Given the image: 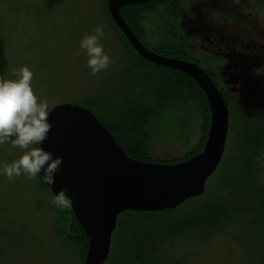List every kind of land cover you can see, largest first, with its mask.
Listing matches in <instances>:
<instances>
[{"label": "trees", "instance_id": "16d2710c", "mask_svg": "<svg viewBox=\"0 0 264 264\" xmlns=\"http://www.w3.org/2000/svg\"><path fill=\"white\" fill-rule=\"evenodd\" d=\"M190 1L151 0L124 6L120 13L152 52L203 67L187 35L178 28L183 10ZM161 10L165 19L164 30L159 40L151 44L147 37L154 35L145 28L144 21L148 15ZM109 17L128 49L125 76L107 93L81 100L82 106L97 116L126 155L135 160L177 164L202 153L212 118L205 91L189 74L155 64L141 56L110 13ZM210 77L229 107L230 126L222 160L208 178L204 193L174 209L154 212L127 210L121 213L104 264H161L175 242L183 245L201 243L230 228L240 227L253 213L264 218V190L260 185L259 163L264 154V113L246 116L217 77ZM194 131L198 132V137L190 142L183 155L163 161H156L149 155L155 145L183 139ZM37 179L40 189L53 196L50 186L42 178ZM55 232L74 248L75 260L85 264L90 237L72 208L57 209ZM181 262L177 260L173 264Z\"/></svg>", "mask_w": 264, "mask_h": 264}, {"label": "rangeland", "instance_id": "374dc122", "mask_svg": "<svg viewBox=\"0 0 264 264\" xmlns=\"http://www.w3.org/2000/svg\"><path fill=\"white\" fill-rule=\"evenodd\" d=\"M107 2L0 0V77L15 79L14 73L28 66L34 73L33 90L48 100L50 110L64 103L82 105L84 98L107 93L120 84L127 68L128 49L110 20ZM250 6L249 2L237 1L239 13L244 15ZM163 17L161 10L144 21L145 28L154 35L147 37L151 44L162 36ZM254 21L262 33L264 9H258ZM241 22L237 31H227V36L238 37L237 45L244 42L239 37L250 36L255 30L250 21ZM97 25L104 26L101 43L112 63L108 70L92 76L79 41ZM240 32L244 35L239 36ZM252 39L258 41L254 53L264 63V34L259 40ZM216 61L220 59L213 64ZM204 66L208 70V64ZM197 137L194 131L183 139L157 144L149 155L156 161L174 159L183 155ZM23 151L10 143L0 145V167L17 160ZM259 160L264 190V154ZM52 197L40 189L38 179L22 175L9 181L0 175V264H79L74 248L56 235L57 209L51 204ZM248 217L240 227L201 243L175 242L161 264L177 260L181 264H264V218L254 213Z\"/></svg>", "mask_w": 264, "mask_h": 264}, {"label": "water", "instance_id": "95a60500", "mask_svg": "<svg viewBox=\"0 0 264 264\" xmlns=\"http://www.w3.org/2000/svg\"><path fill=\"white\" fill-rule=\"evenodd\" d=\"M151 0H108L109 13L134 49L147 60L183 71L205 91L211 105V127L204 150L177 163L143 162L126 155L116 138L88 108L71 103L50 111L52 127L41 147L63 158L48 185L53 194L67 189L72 209L90 237L85 264L108 259L118 216L127 210L174 209L206 189L226 149L230 110L205 68L149 50L123 19L120 9Z\"/></svg>", "mask_w": 264, "mask_h": 264}, {"label": "flooded vegetation", "instance_id": "af4514ba", "mask_svg": "<svg viewBox=\"0 0 264 264\" xmlns=\"http://www.w3.org/2000/svg\"><path fill=\"white\" fill-rule=\"evenodd\" d=\"M237 1L191 0L183 10L178 28L187 35L203 68L206 69L204 65L208 64V74L217 77L246 116H257L264 113V63L254 53L258 41H253L252 37L259 40L264 34V29L259 33L253 25L258 9H264V0H240L251 3L246 15L239 13ZM241 19L248 24L250 21L255 30L250 36L239 37L240 42H244L237 45L238 37L227 36V31H237L239 23L242 26ZM216 58L220 61L213 64Z\"/></svg>", "mask_w": 264, "mask_h": 264}, {"label": "clouds", "instance_id": "9594fccd", "mask_svg": "<svg viewBox=\"0 0 264 264\" xmlns=\"http://www.w3.org/2000/svg\"><path fill=\"white\" fill-rule=\"evenodd\" d=\"M104 36V26L97 25L79 41V49L87 57L86 66L92 76L108 70L112 63L101 43ZM14 75L15 79L0 77V145L10 143L13 148L24 151L17 160L0 167V175L9 181L22 175L29 180L40 177L44 183L52 185L63 158L54 157L41 147L52 127L48 119L49 102L34 92V73L28 66H22ZM51 204L58 210L71 209L72 198L67 189L55 193Z\"/></svg>", "mask_w": 264, "mask_h": 264}]
</instances>
